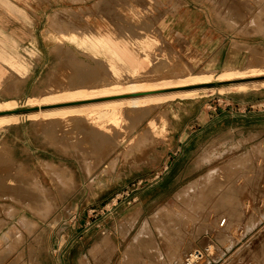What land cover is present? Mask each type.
Returning <instances> with one entry per match:
<instances>
[{"label": "rangeland", "instance_id": "obj_1", "mask_svg": "<svg viewBox=\"0 0 264 264\" xmlns=\"http://www.w3.org/2000/svg\"><path fill=\"white\" fill-rule=\"evenodd\" d=\"M208 1L237 36L224 52L264 64V40L248 42L264 39V0ZM92 10L45 15L29 31V46L12 48L15 57L0 47L12 68L1 80L0 99L14 104L0 114L18 116L16 124L0 126L6 145L0 149V264H183L187 252L208 244L213 255L198 264H264V88L241 87L264 76L221 82L223 64L214 71L215 91L198 97L105 116L45 115L41 109L97 101L42 107L28 101L96 64L93 53L107 64L110 53L92 47L84 33L124 40L148 61L136 77L131 65L118 62L124 82L206 69L208 61L190 64L156 36L161 13L148 0H93ZM188 124L193 140L177 155ZM141 150L148 152L128 163L129 153ZM221 218L227 222L220 228ZM145 222L148 229L138 235ZM6 231L23 242L15 247L16 240H3Z\"/></svg>", "mask_w": 264, "mask_h": 264}, {"label": "bare ground", "instance_id": "obj_2", "mask_svg": "<svg viewBox=\"0 0 264 264\" xmlns=\"http://www.w3.org/2000/svg\"><path fill=\"white\" fill-rule=\"evenodd\" d=\"M126 19H128V17ZM53 22L54 24H57L60 21L55 19V21ZM84 35L91 42L92 47L101 48L107 51L108 53H110L111 58L109 59L107 58L108 59L107 64H105L104 60H102L97 56V53H93L92 57H94V59L96 60V61L94 60L96 64H89V65L87 64L85 65L84 68L81 67L77 68L75 70L76 72L75 75H79V76L74 77V79L70 77L68 79L67 85L60 82L55 86L56 88L55 87L51 88L50 91H47L46 93H40L36 95L34 98H30L28 101L29 103L36 102V105L40 107L57 105L62 103H77L88 100L91 101L97 100V101L85 103V104L41 109L43 114L45 115L64 114L65 112L84 113V112L93 111L95 113H98L100 116H105L117 112L121 108H127V109L141 108L153 103L159 104L166 100L172 99L176 96L188 95L190 97H198L201 96L202 94H207L208 92L215 91V86L174 89V88H181L184 86H192V85H199V84H206L213 82V79L216 78L214 75V71H216L218 66L215 60L209 61L206 65V69L199 73L184 74L183 72H180L172 77H161L157 80L154 79V80L139 81V80H130L129 78V81L126 80V82H124L121 80L122 75H120L121 73H120V68L118 66V62H123L124 64L131 65L133 69V74H131V77H136L137 72H140L142 69H146L148 61L144 58L143 59L137 58L135 55V51L132 50V48H130L128 43L126 44L121 43L119 40H117L111 35L108 34L98 35L94 33L92 34L84 33ZM131 37L134 36L132 35ZM60 44L58 45L57 50H60ZM150 55L152 56V53ZM260 57H262V55ZM253 60L251 59V57H249L248 59L244 57H237L233 59L230 63L226 65V67H224L225 72H223V74L217 77L219 79L217 80L222 82V81L249 79L258 76H264V64H261L262 61L258 62L259 60L258 61L256 60L258 63H255V60L254 61ZM167 68H166L167 70L170 69V67ZM107 69H109V71H107ZM175 69L176 68H174V71ZM148 70L149 69H147V71ZM151 71L153 72L154 69ZM100 72H102V74L106 73V75L102 76ZM169 72L171 73V71ZM162 73L164 74V71ZM241 84L243 85L241 86L243 89H246L248 91H258L264 88V78L259 80H249L246 82H242ZM48 86L53 87L54 85H48ZM222 88L223 87H221L220 89L222 90ZM166 89L169 90L163 91ZM2 92L4 93V90ZM6 92L10 94L12 90L9 89ZM6 101L8 102L10 100L0 99V113L6 112V110H8L11 105H14L13 103L3 104V102ZM14 101L15 100L13 99V102ZM28 116L33 117L36 115L30 114ZM17 121H18L17 114H0V126H3V124H11V123L16 124ZM4 148H6V145H3V143L0 144V149H4ZM148 150L131 151L128 156L129 159L128 163L132 165L134 162L140 161V158L146 155ZM226 222H227L226 218L225 219L221 218L219 225L220 226L224 225ZM34 228L35 226H29L28 231L33 232ZM147 229H148V224L145 222L140 226L137 234L140 235ZM8 237L12 238L13 240H16L15 242H13V246L15 247L18 246L19 243L23 242L21 238V234L18 237H16V235H13L12 232L10 231H6L1 238L5 240ZM205 248L207 249V252L210 254H212L214 251V245L212 244H208V246ZM195 249H200V248L195 247L187 253H190ZM132 263L133 260L131 259V261L128 264H132ZM31 264H38V263L32 260ZM183 264H185V260L183 261Z\"/></svg>", "mask_w": 264, "mask_h": 264}, {"label": "crops", "instance_id": "obj_3", "mask_svg": "<svg viewBox=\"0 0 264 264\" xmlns=\"http://www.w3.org/2000/svg\"><path fill=\"white\" fill-rule=\"evenodd\" d=\"M92 7L93 0H0V40L2 41L0 47H4L9 53L6 57H15L12 48L28 47L29 31L35 24L41 23L45 15L53 16L62 10L75 12L81 9L85 11L84 14L92 15ZM148 7L156 15L161 13L160 21L154 30L158 33L156 36L166 42L174 55H181L190 64L215 60L218 64L217 68L235 59L223 49L231 45L237 36L231 25L217 17L215 7L210 1L148 0ZM30 15L35 16L34 22L30 20ZM86 22L94 24L93 18H88ZM253 38L255 37L249 38L248 42L264 40L262 36ZM123 41L120 40L125 44ZM13 61L17 62V60ZM10 69L12 70L7 60L0 58V83L8 76L7 72ZM261 101L264 102V98ZM190 126L192 127L190 124L186 125L174 147L180 152L177 155L182 156L185 148L193 140V138L189 139L192 134L189 132ZM221 230L224 231L220 229L219 233Z\"/></svg>", "mask_w": 264, "mask_h": 264}, {"label": "built area", "instance_id": "obj_4", "mask_svg": "<svg viewBox=\"0 0 264 264\" xmlns=\"http://www.w3.org/2000/svg\"><path fill=\"white\" fill-rule=\"evenodd\" d=\"M207 253V249H195L185 257V264H198Z\"/></svg>", "mask_w": 264, "mask_h": 264}, {"label": "water", "instance_id": "obj_5", "mask_svg": "<svg viewBox=\"0 0 264 264\" xmlns=\"http://www.w3.org/2000/svg\"><path fill=\"white\" fill-rule=\"evenodd\" d=\"M214 84H215V83L210 82V83H206V85H204V86H214ZM200 85H203V84H200ZM198 87H203V86H198Z\"/></svg>", "mask_w": 264, "mask_h": 264}]
</instances>
